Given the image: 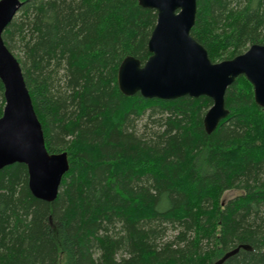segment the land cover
I'll list each match as a JSON object with an SVG mask.
<instances>
[{
  "label": "trees",
  "instance_id": "obj_1",
  "mask_svg": "<svg viewBox=\"0 0 264 264\" xmlns=\"http://www.w3.org/2000/svg\"><path fill=\"white\" fill-rule=\"evenodd\" d=\"M3 33L50 153L69 170L55 200L28 170H0V264H264V108L239 76L207 133L209 97L124 95L126 56L144 64L157 21L138 0H22ZM191 35L213 62L264 44V0H197ZM5 105L0 79V117ZM155 129L140 134L146 112ZM260 129V131H258ZM259 132H263L260 135ZM241 194L222 202V194ZM171 230V234L168 232Z\"/></svg>",
  "mask_w": 264,
  "mask_h": 264
},
{
  "label": "water",
  "instance_id": "obj_2",
  "mask_svg": "<svg viewBox=\"0 0 264 264\" xmlns=\"http://www.w3.org/2000/svg\"><path fill=\"white\" fill-rule=\"evenodd\" d=\"M138 2L143 8L154 9L157 21L148 41L151 55L147 61L142 64L129 55L118 67L117 83L124 95L139 93L144 98L165 100L209 97L212 105L203 117V125L207 133H212L230 113L225 104L227 88L244 75L253 85L256 104L264 108V44H253L234 58L213 62L207 49L191 35L197 0ZM22 3V0H0V79L5 97L0 117V170L14 163L25 164L32 194L52 202L69 170L68 154L48 151L20 62L3 39ZM241 247L251 249L249 245H241L216 264Z\"/></svg>",
  "mask_w": 264,
  "mask_h": 264
},
{
  "label": "rangeland",
  "instance_id": "obj_3",
  "mask_svg": "<svg viewBox=\"0 0 264 264\" xmlns=\"http://www.w3.org/2000/svg\"><path fill=\"white\" fill-rule=\"evenodd\" d=\"M17 15V14H16ZM15 46H17V48H12V53L17 57V56H21L20 54V47L18 46V44H15ZM209 109V108H208ZM206 113V112H205ZM135 126L137 131L140 134H145L147 133L150 129H155L156 127H154V120L150 117V112H146L144 115H142L140 118L135 120ZM260 131V129L258 130ZM260 135L263 134V132H259ZM239 194H241V190L239 189H229L227 191H225L222 196H221V201L222 202H227L233 198H235L236 196H238ZM169 234H171V230L168 232ZM60 264H63V258Z\"/></svg>",
  "mask_w": 264,
  "mask_h": 264
}]
</instances>
